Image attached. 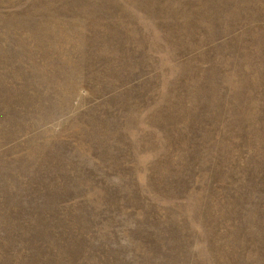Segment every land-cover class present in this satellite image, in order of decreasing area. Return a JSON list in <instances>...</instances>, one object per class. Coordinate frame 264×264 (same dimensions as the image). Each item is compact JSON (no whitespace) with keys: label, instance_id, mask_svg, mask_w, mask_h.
<instances>
[{"label":"rangeland","instance_id":"374dc122","mask_svg":"<svg viewBox=\"0 0 264 264\" xmlns=\"http://www.w3.org/2000/svg\"><path fill=\"white\" fill-rule=\"evenodd\" d=\"M0 264H264V0H0Z\"/></svg>","mask_w":264,"mask_h":264}]
</instances>
